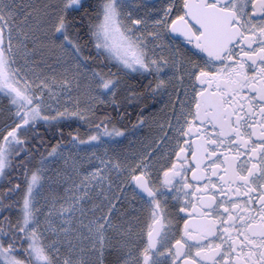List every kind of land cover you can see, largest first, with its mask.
Instances as JSON below:
<instances>
[{"label":"snow or ice","instance_id":"1","mask_svg":"<svg viewBox=\"0 0 264 264\" xmlns=\"http://www.w3.org/2000/svg\"><path fill=\"white\" fill-rule=\"evenodd\" d=\"M0 98V264H264V0H0Z\"/></svg>","mask_w":264,"mask_h":264},{"label":"flooded vegetation","instance_id":"2","mask_svg":"<svg viewBox=\"0 0 264 264\" xmlns=\"http://www.w3.org/2000/svg\"><path fill=\"white\" fill-rule=\"evenodd\" d=\"M153 2H155V0H152ZM85 3V5L87 6L88 4H93L96 2V0H85L82 1ZM77 15H83V13H79ZM82 43H84L85 45V51L86 54H88L91 51L90 48V44L87 41V36H83L82 38ZM144 84H147V81H144ZM158 100H160L161 98H157ZM164 101L167 100V98H162ZM149 107L151 108L152 104L154 103L151 99H149L146 102ZM6 106V101H4L2 98H0V107H4ZM163 109V103H156L155 105V109L154 111L157 113V115L159 117H163L164 111H162ZM109 112H112V109H107ZM117 111H119L117 109ZM147 111V109H146ZM140 114V110L137 107V105L133 102L127 105V118L130 121V123L135 124L136 123V118L137 116ZM5 114L4 113H0V117H3ZM113 115H115V112H113ZM3 120L0 119V125H2ZM76 129L73 130L72 128H70L73 132V134L78 130L79 133L82 136V131L84 130L83 124L81 120H77L76 123ZM48 128V126L46 125H41L39 127V131L38 133H33V135L38 136V137H45V140H43V144L45 145V147H41L40 146V140L37 139L35 144H30L29 147H33L34 149H36L39 152H44L45 149L50 150L51 146L54 145L56 143L57 140H61V134L59 131L56 132H52L51 130H46ZM31 138V137H30ZM72 137L69 136V134L67 133V130L65 128H63V136H62V143H66L67 141H69ZM20 172V169L16 170V173L13 174V179H22V177H18V173ZM8 185L6 184V182H4L3 180H0V189L7 187Z\"/></svg>","mask_w":264,"mask_h":264},{"label":"rangeland","instance_id":"3","mask_svg":"<svg viewBox=\"0 0 264 264\" xmlns=\"http://www.w3.org/2000/svg\"><path fill=\"white\" fill-rule=\"evenodd\" d=\"M82 1H85V0H82ZM21 3L23 4H27L29 2H34V3H38V2H41V0H20ZM153 2V1H152ZM154 3V2H153ZM164 116V114H163ZM69 119H76L78 120V118H65V120H69ZM158 132V129H156L155 127H153L152 129H149L147 127L143 128L140 132H138V135H137V138L132 141L133 144H135L137 146V148L139 147V143L148 135H155L156 133ZM118 140H123V138H120L118 137L117 138ZM128 144H129V141L128 140H124L123 141V145L122 147H124L126 150L128 149ZM62 164V162H61ZM57 167L60 166V164H57L56 165Z\"/></svg>","mask_w":264,"mask_h":264},{"label":"trees","instance_id":"4","mask_svg":"<svg viewBox=\"0 0 264 264\" xmlns=\"http://www.w3.org/2000/svg\"><path fill=\"white\" fill-rule=\"evenodd\" d=\"M82 32H83V30H82ZM76 123H77V120L76 119L64 120V123H62L61 125H59V127L65 128L67 130V133L71 137L70 133H73V132H72V130L70 128H72L73 130H75L77 128L76 127ZM82 124H83V121H82ZM83 127H84V130L82 131V138H83L84 133L87 131V126L83 124ZM43 140H45V137H43Z\"/></svg>","mask_w":264,"mask_h":264}]
</instances>
